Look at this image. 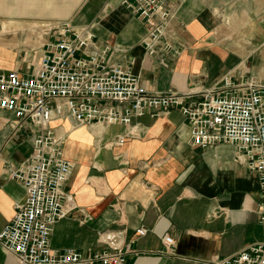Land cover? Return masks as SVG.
Segmentation results:
<instances>
[{
    "label": "crops",
    "instance_id": "1",
    "mask_svg": "<svg viewBox=\"0 0 264 264\" xmlns=\"http://www.w3.org/2000/svg\"><path fill=\"white\" fill-rule=\"evenodd\" d=\"M164 1L178 7L177 15L152 56L142 44L147 27L124 0H0V14L42 27L73 16L72 28H89L99 45L109 47V59L131 66L153 93L203 91L226 77L264 83V0ZM9 20L5 26L0 21V73L25 59L13 54L6 38L13 29ZM49 39L43 38L41 56ZM152 114L134 118L140 133L123 144V124L53 122L73 165L63 186L73 207L55 224L51 247L92 256L110 249L105 238L112 234L129 250L126 264H211L264 244L259 175L240 160L237 147L193 146L178 109ZM38 133L0 109V234L26 200L25 186L12 173L31 156ZM142 228L144 236L138 234ZM167 236L175 240L173 252H166ZM0 264L19 262L0 246Z\"/></svg>",
    "mask_w": 264,
    "mask_h": 264
},
{
    "label": "built area",
    "instance_id": "2",
    "mask_svg": "<svg viewBox=\"0 0 264 264\" xmlns=\"http://www.w3.org/2000/svg\"><path fill=\"white\" fill-rule=\"evenodd\" d=\"M123 3L147 27L142 40L146 54L159 53L178 7L164 0ZM57 30L30 74L19 70L0 73V109L13 112L19 127L30 123L39 131L31 156L12 173L27 193L0 234V246L6 252L19 264H126L129 250L118 235H107L105 244L110 249L92 256L51 247L55 224L73 207L69 206L72 197L63 191L73 165L63 156L53 122L123 124L127 132L118 141L123 144L127 137L140 133L134 118L151 110L155 117L161 111L178 109L190 126L193 146L237 147L240 160L259 175L258 220L264 226V83L254 78L236 83L226 77L220 86L203 91L153 93L131 66L109 59V47L99 45L89 28L75 29L64 23ZM138 234L144 236L147 230L142 228ZM164 242L166 252H173L175 240L167 236ZM211 264H264V244H253Z\"/></svg>",
    "mask_w": 264,
    "mask_h": 264
},
{
    "label": "rangeland",
    "instance_id": "3",
    "mask_svg": "<svg viewBox=\"0 0 264 264\" xmlns=\"http://www.w3.org/2000/svg\"><path fill=\"white\" fill-rule=\"evenodd\" d=\"M9 19V16L0 14L2 26H5L6 20ZM70 19L64 20L51 27L43 26L44 28L41 23L35 24L31 22L32 20L30 18L14 17L10 19L9 21L13 23V29L7 30V32L5 31L6 38L9 39L8 42L14 46L13 54H19L25 58L22 63H13V68L19 65V67H16L14 70L30 74L32 71L31 69L34 68L41 58V53L43 52V38L44 40H50V37L53 38V36L58 35L57 27H62L64 23H69ZM54 26H57L56 29H52Z\"/></svg>",
    "mask_w": 264,
    "mask_h": 264
}]
</instances>
